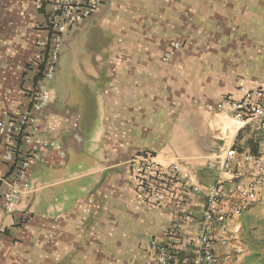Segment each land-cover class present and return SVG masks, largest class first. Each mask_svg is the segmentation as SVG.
I'll return each mask as SVG.
<instances>
[{
  "label": "crops",
  "instance_id": "crops-1",
  "mask_svg": "<svg viewBox=\"0 0 264 264\" xmlns=\"http://www.w3.org/2000/svg\"><path fill=\"white\" fill-rule=\"evenodd\" d=\"M47 21L35 0H0V119L30 106ZM240 80L264 83V0H107L73 26L34 127L53 145L37 153L15 211L2 214L0 264H161L150 243L167 241L177 210L136 198L130 160L145 153L179 164L191 186L179 190V210L194 219L179 233L173 264H183L218 178L211 163L231 145L264 160L261 121L242 125L215 108L242 96ZM261 224L264 185L227 221L235 239L216 253L236 246L239 264H264Z\"/></svg>",
  "mask_w": 264,
  "mask_h": 264
},
{
  "label": "built area",
  "instance_id": "built-area-1",
  "mask_svg": "<svg viewBox=\"0 0 264 264\" xmlns=\"http://www.w3.org/2000/svg\"><path fill=\"white\" fill-rule=\"evenodd\" d=\"M107 0H35L47 14L46 35L39 42L31 61V74L39 87L29 94L30 106L23 107L8 118L0 119V145L7 172L0 173V197L3 213L16 209L21 186L30 166L43 146L53 145L34 134L37 114L46 107L51 92L46 86L56 75L60 65L62 45L67 32L101 11ZM240 98H224L215 108L229 110L242 125L261 121L264 130V83L250 87L244 80L238 83ZM212 107V106H211ZM221 162L211 163L218 170L216 182L208 187L206 204L201 212L202 231L188 243L192 257L183 264H239L241 250L231 247L224 256L216 253V246H228L235 234L226 223L241 215L247 205L256 200L258 189L264 185V160L259 155L240 154L234 145L222 153ZM129 182L136 198L157 207H174L176 222L167 233V241L153 239L150 248L161 264H173L180 251L179 233L185 223L192 222L193 214L178 208L180 187L191 188L179 164L162 165L152 153L137 155L130 160ZM198 192V189H191ZM2 235L0 233V239Z\"/></svg>",
  "mask_w": 264,
  "mask_h": 264
},
{
  "label": "rangeland",
  "instance_id": "rangeland-1",
  "mask_svg": "<svg viewBox=\"0 0 264 264\" xmlns=\"http://www.w3.org/2000/svg\"><path fill=\"white\" fill-rule=\"evenodd\" d=\"M260 229H261V236H264V224H261L260 225ZM263 241V245H262V247H261V249H264V239L262 240Z\"/></svg>",
  "mask_w": 264,
  "mask_h": 264
}]
</instances>
